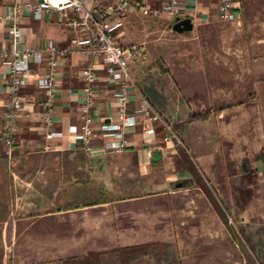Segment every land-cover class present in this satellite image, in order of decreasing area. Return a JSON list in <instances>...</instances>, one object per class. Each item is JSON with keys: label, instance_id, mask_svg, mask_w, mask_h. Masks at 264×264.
<instances>
[{"label": "crops", "instance_id": "0c3cea01", "mask_svg": "<svg viewBox=\"0 0 264 264\" xmlns=\"http://www.w3.org/2000/svg\"><path fill=\"white\" fill-rule=\"evenodd\" d=\"M135 1L130 0L122 24L115 30V38L123 44L137 41L144 37L151 25L164 29L171 26L175 16H189L192 22L189 30L202 32L200 50L205 62L200 68V81L193 77L196 82L192 89L188 85L177 88L180 89L179 98L185 91L184 102L188 109L193 110V116L211 117L216 123L218 149L222 147L219 138L225 122L234 126L231 135L235 143L234 151L263 148L264 68H235V65L226 68L211 58L215 55L220 57L226 50L222 39L241 42L232 47H244L242 42H246L247 46V41L256 42L255 47L262 45L264 0H233L236 14L230 19L217 17L219 0H179V12L173 16L162 8L166 0H141L152 8L147 13L141 12ZM10 2L0 0V48L8 45V19L4 15ZM21 24L22 41L32 46H41L46 38L63 45L69 41L71 34L70 28L54 9L40 18L24 10ZM188 37L191 39L192 35ZM212 37H216L217 47L211 45L210 41L215 40ZM147 50L146 44V58ZM41 55L42 61L30 63L32 71L20 86L25 105L17 117L12 155L15 165L7 164L14 202L1 222L0 232L9 234V264H155L143 251L127 254L124 250L160 242L155 234L163 232L161 226L172 225V220H162V210L154 209V204L147 202H155L163 196L160 191L177 176L181 158L176 138H173L174 135L169 140L163 138L167 132L161 122L163 117L155 107L159 118L144 113L140 109L139 94L132 92L127 109L134 113L136 122L126 128L125 145L121 149L110 147V142L118 138L102 130L100 122L118 119L121 77L110 75L101 54L90 55L83 49L64 53L56 64L55 75L59 86L51 111L52 128L56 132L45 137L41 117L43 91L35 79L45 69L43 59L46 53L42 51ZM88 60L94 63L96 78L90 106L93 130L91 150L85 151L79 140L78 108L81 103V68ZM141 63L129 62V73L135 82L142 79L137 69ZM8 71V66L0 61V155H5L3 136ZM162 102L154 101L158 105ZM181 103L176 101V106L179 108ZM170 112L171 119H176V113ZM141 122L151 126L152 130L143 131ZM246 125H249L247 130ZM251 137L255 138L257 149L252 148ZM155 148L160 150L158 157L154 156ZM34 153L57 157L56 163L48 162L41 166L43 170H53L44 171L42 177L46 174L48 177L49 173L57 174V188L47 193L44 191L41 196L27 189L29 183L35 181L27 173L28 157ZM21 155L25 161L17 164ZM85 182L101 186L102 193L78 198L62 192L70 183Z\"/></svg>", "mask_w": 264, "mask_h": 264}, {"label": "rangeland", "instance_id": "374dc122", "mask_svg": "<svg viewBox=\"0 0 264 264\" xmlns=\"http://www.w3.org/2000/svg\"><path fill=\"white\" fill-rule=\"evenodd\" d=\"M158 27L151 25L140 38L148 50L146 60L137 68L142 79L136 82L139 87L142 85L140 89L144 95L175 133L173 138H176L181 158L177 176L160 191L163 196L155 202H147L154 204V209L162 210V220L173 222L171 226H161L163 232L155 234L160 242L124 251L127 254L143 251L155 264H264V147L258 148L255 138L251 137L252 148L257 150L234 151L235 143L231 136L234 126L225 122L219 138L222 147L218 149L216 123L211 117L193 116V110L188 109L184 102L185 91L180 99V89H177L186 85L192 89L196 82L194 76L200 81V68L205 62L200 50L202 32L190 31L189 28L176 30L169 25L164 29ZM211 39H215L210 41L214 45L216 37ZM222 42L226 50L220 57L215 55L211 58L217 63L221 62L226 68L230 65H235V68H264V42L259 47H255L256 42L252 41H247V46L242 42L244 47H232L241 43L238 41L222 39ZM178 100L182 102L179 108L176 106ZM170 111L181 119H171ZM244 127L247 130L249 125ZM21 156L17 164L25 161ZM27 161V173L35 180L27 189L41 196L44 191L47 193L57 188V174L49 173L50 179L47 174L42 177L44 171L53 170L41 168L48 162L56 163L57 157L34 153ZM6 164L15 165L12 160ZM176 181L181 184L176 185ZM100 187L87 182L70 183L62 192L89 198L102 193ZM4 195L2 192L0 196ZM13 202L12 197L6 214L13 207ZM3 219L0 218V227ZM8 235L0 232V264H9Z\"/></svg>", "mask_w": 264, "mask_h": 264}, {"label": "built area", "instance_id": "2783aa9c", "mask_svg": "<svg viewBox=\"0 0 264 264\" xmlns=\"http://www.w3.org/2000/svg\"><path fill=\"white\" fill-rule=\"evenodd\" d=\"M129 2L130 0H11L4 15L8 19V45L0 48V61L9 68L8 93L4 108L6 127L3 136L4 153L8 162L12 160L17 117L25 105L20 86L26 81L27 74L32 71L30 63L42 61V51L46 53L43 59L45 69L35 79L36 84L43 91L41 117L45 137L56 132L52 128L51 114L54 96L59 86L55 75L56 64L64 53L73 49H83L90 55L101 54L105 68L110 75L121 77L118 90V119L100 122L102 130H107L118 138L110 142V147L121 149L125 145L126 128L136 122L134 113L127 109L132 92L139 94L140 109L144 113H149L154 118L160 117L129 73L130 61L144 62L146 58L145 42L137 40L123 44L115 38V30L122 24V17ZM135 5L143 13L152 9L147 2L141 0H136ZM233 5V0H219L216 8L217 17L221 19L234 17L236 12ZM162 8L170 16H173L179 12L180 2L179 0H166L162 4ZM51 9L56 10L58 16L70 28L69 41L59 45L51 38H46L41 46L24 43L21 24L23 11L29 10L34 17L40 18ZM94 68L92 60H88L81 68V103L78 108L79 140L85 151L91 150L93 136L90 106L95 93L93 82L96 78V71ZM161 122L167 129L163 138L169 140L172 135L175 136L170 123L163 118H161ZM141 128L143 131L152 130V127L144 122H141Z\"/></svg>", "mask_w": 264, "mask_h": 264}, {"label": "trees", "instance_id": "16d2710c", "mask_svg": "<svg viewBox=\"0 0 264 264\" xmlns=\"http://www.w3.org/2000/svg\"><path fill=\"white\" fill-rule=\"evenodd\" d=\"M22 157V156H21ZM7 158L0 155V195L3 192L4 197L0 196V218H5L8 202L13 197L11 184V173L7 170Z\"/></svg>", "mask_w": 264, "mask_h": 264}, {"label": "water", "instance_id": "95a60500", "mask_svg": "<svg viewBox=\"0 0 264 264\" xmlns=\"http://www.w3.org/2000/svg\"><path fill=\"white\" fill-rule=\"evenodd\" d=\"M192 25V22H191V19L189 16H175V19L174 21L172 22L171 26L173 29H176V30H183V29H188L190 28ZM153 153H154V156L155 157H158L159 154H160V150L158 148H155L153 150ZM176 185H179L181 184L180 181H176L175 183Z\"/></svg>", "mask_w": 264, "mask_h": 264}]
</instances>
